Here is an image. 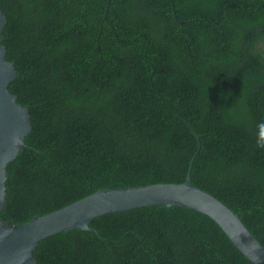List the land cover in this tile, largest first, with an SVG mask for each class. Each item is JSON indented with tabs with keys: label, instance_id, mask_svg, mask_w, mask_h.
I'll return each instance as SVG.
<instances>
[{
	"label": "trees",
	"instance_id": "obj_1",
	"mask_svg": "<svg viewBox=\"0 0 264 264\" xmlns=\"http://www.w3.org/2000/svg\"><path fill=\"white\" fill-rule=\"evenodd\" d=\"M0 0L8 85L31 132L0 219L22 225L100 189L183 183L264 246V0ZM98 47V49H97ZM198 137V140L196 139ZM41 240L36 264H253L209 217L99 216Z\"/></svg>",
	"mask_w": 264,
	"mask_h": 264
},
{
	"label": "water",
	"instance_id": "obj_2",
	"mask_svg": "<svg viewBox=\"0 0 264 264\" xmlns=\"http://www.w3.org/2000/svg\"><path fill=\"white\" fill-rule=\"evenodd\" d=\"M109 2L107 0L104 19ZM6 23L7 18L0 10V211L6 206L7 165L24 148L25 137L32 130L28 109L18 103L17 96L8 89L17 72L14 63L5 59L6 49L1 45ZM194 156L183 183L100 189L22 225H9L0 219V264H36L33 252L39 242L49 236L73 229L89 230L91 221L102 215L153 206H178L209 217L242 255L253 264H264V246L239 215L213 195L192 185L190 171Z\"/></svg>",
	"mask_w": 264,
	"mask_h": 264
}]
</instances>
